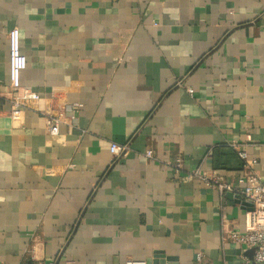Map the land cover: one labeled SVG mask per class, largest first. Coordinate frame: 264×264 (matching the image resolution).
Returning <instances> with one entry per match:
<instances>
[{
  "label": "crops",
  "instance_id": "0c3cea01",
  "mask_svg": "<svg viewBox=\"0 0 264 264\" xmlns=\"http://www.w3.org/2000/svg\"><path fill=\"white\" fill-rule=\"evenodd\" d=\"M68 108L49 135L42 112ZM232 143L264 182V0H0V264L250 259L227 238L247 209L186 173L235 186Z\"/></svg>",
  "mask_w": 264,
  "mask_h": 264
},
{
  "label": "built area",
  "instance_id": "2783aa9c",
  "mask_svg": "<svg viewBox=\"0 0 264 264\" xmlns=\"http://www.w3.org/2000/svg\"><path fill=\"white\" fill-rule=\"evenodd\" d=\"M8 40V78L9 88L13 93L11 100L10 114L14 118H18L21 112V105L16 99V94L21 89L20 76L21 72L26 67V56L21 51L20 47V33L17 27L11 28L7 33ZM180 84V82H179ZM26 93V91H24ZM190 94L193 92L191 88H187ZM28 96L33 97L34 93H27ZM77 108V107H75ZM75 109L59 110L56 113L48 111L42 112L46 121V128L49 135H57L61 124H69L75 118ZM236 149L238 159L242 163L241 171L237 177V184L231 185L222 180L221 177L214 173H207L203 171L200 166L188 168L186 170L187 176L194 177L205 185L216 189L219 194L230 191L233 192L244 201L251 203L252 209L245 212L244 229L243 231L231 230L227 233V238L232 242L245 247L253 249V259L244 258L240 264H264V182L258 177L254 167L257 160L250 157L245 150L232 143ZM129 145L127 143H111L109 145V152L113 157V161L120 159L129 152ZM146 158H153V151L147 149L144 152ZM168 164L176 174L184 171V165L181 158H177L174 162L167 161ZM53 264V263H41ZM125 264H145V261H137L133 259L126 260Z\"/></svg>",
  "mask_w": 264,
  "mask_h": 264
},
{
  "label": "water",
  "instance_id": "95a60500",
  "mask_svg": "<svg viewBox=\"0 0 264 264\" xmlns=\"http://www.w3.org/2000/svg\"><path fill=\"white\" fill-rule=\"evenodd\" d=\"M226 195L229 199H234V201L236 203H240L244 208H246L247 210H251L252 209V205L251 203L247 202V201H244L241 197H239V195L233 193V192H230V191H227L226 192ZM249 258L250 260L253 259V249H250L249 252Z\"/></svg>",
  "mask_w": 264,
  "mask_h": 264
},
{
  "label": "trees",
  "instance_id": "16d2710c",
  "mask_svg": "<svg viewBox=\"0 0 264 264\" xmlns=\"http://www.w3.org/2000/svg\"><path fill=\"white\" fill-rule=\"evenodd\" d=\"M236 158L238 159V157H237V154H236ZM239 160V159H238ZM240 161V160H239Z\"/></svg>",
  "mask_w": 264,
  "mask_h": 264
}]
</instances>
